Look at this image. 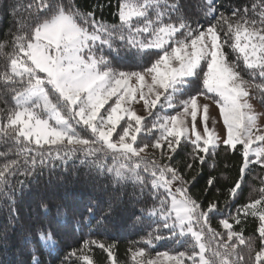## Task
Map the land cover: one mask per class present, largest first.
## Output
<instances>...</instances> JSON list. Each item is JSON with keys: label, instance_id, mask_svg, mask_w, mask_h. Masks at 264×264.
Here are the masks:
<instances>
[{"label": "snow or ice", "instance_id": "snow-or-ice-1", "mask_svg": "<svg viewBox=\"0 0 264 264\" xmlns=\"http://www.w3.org/2000/svg\"><path fill=\"white\" fill-rule=\"evenodd\" d=\"M0 6L15 26L0 43V100L10 95L13 101L0 123L7 145L0 157L14 154L0 164V193L7 191L14 203L29 177L57 161L67 165L79 152L81 164L111 173L115 183L131 181L152 199L140 210L155 225L143 244L170 239L178 246L155 256L145 247L130 249L135 264H264V188L221 219L220 232L210 215L220 214L218 202L201 201L189 191L196 176L185 175L221 147L239 152V177L227 191L234 200L250 165L264 166V113L251 103L264 102V0L232 7L230 14L219 10L218 0H199L192 6L205 23L183 0H116L118 24L98 18L105 7L99 3L82 10L76 0H32L19 19L17 4L0 0ZM211 104L222 118V135L220 121L210 118ZM182 140L191 147L184 169L172 162ZM97 153L119 163L90 159ZM215 182L210 175L208 187ZM249 216L258 221L254 238L234 228ZM38 236L56 244L50 230ZM91 245L117 264L115 245L100 240L85 241L69 255L94 264L85 252ZM33 264H41L35 252Z\"/></svg>", "mask_w": 264, "mask_h": 264}, {"label": "trees", "instance_id": "trees-1", "mask_svg": "<svg viewBox=\"0 0 264 264\" xmlns=\"http://www.w3.org/2000/svg\"><path fill=\"white\" fill-rule=\"evenodd\" d=\"M29 2L32 0H18V3L17 0H4L5 5L17 4V19L26 15L23 6ZM62 2L67 5L70 0ZM110 2L112 7L108 6L109 0H76L82 10H91L92 6L98 3L104 4L102 12L97 10L98 18L108 24H118L119 20L114 15L116 0ZM183 2L190 5L188 12L195 19L201 23L206 22L199 10L192 6L198 4L199 0ZM259 2L260 0H218L219 10L226 14L231 13L232 7L251 6ZM10 30H15L13 17L6 6H0V43L8 39ZM3 51L9 52L10 48L5 45ZM4 61V55L0 54V69L3 68ZM254 100L264 111V102L259 97ZM12 104L10 95H5L0 100L1 123L6 122L4 110ZM139 142L138 137L137 143ZM6 148V143L0 139V152H4ZM190 151V146L181 143L172 162L184 169L185 165L191 162L188 155ZM8 158H14V154H10V157H0V164ZM78 158H83V154L76 153V157L67 165L57 161L55 167L49 165L39 170L41 174L29 177L26 181L27 187L23 191L17 187L14 203L9 201L7 191L0 193V264H33L34 252L41 264H84L82 259L71 257L69 253L73 249L81 250L84 242L88 240L114 244L113 253L118 264H132V251L140 247H145L151 256L165 251L174 253L177 250L178 246L170 239L156 241L154 245L142 243L155 227L140 211L146 206L145 201L148 207L152 205L153 201L148 195L141 196L131 181L115 183L111 173L100 172L90 164H81ZM90 159H99L108 167L119 163V160L114 161L111 155L104 156L103 153H97L96 157ZM241 162L239 152L224 151L221 147L212 159L206 158L203 165L196 162L191 170L185 171L188 178L196 176L195 182L190 185V192L203 202H218L220 214L210 215H213L212 227L220 232L223 230L220 220L229 218L230 213L235 215L238 206L249 203L251 198H257L258 190L264 188V166L252 164L245 171L244 182L236 198L228 200L227 191L239 177ZM213 163L215 167H211ZM210 175L216 177V182L211 188L207 185ZM217 188L219 192L216 191ZM43 205H47V209ZM257 224L258 221L249 216L242 218V223L234 225V228H242L245 236L254 238ZM40 229L50 230L56 244L41 243L38 236ZM161 231L167 234L166 230ZM179 250L182 251L183 248ZM85 252L92 256L94 264H110L107 253L95 245L90 246V252Z\"/></svg>", "mask_w": 264, "mask_h": 264}, {"label": "rangeland", "instance_id": "rangeland-1", "mask_svg": "<svg viewBox=\"0 0 264 264\" xmlns=\"http://www.w3.org/2000/svg\"><path fill=\"white\" fill-rule=\"evenodd\" d=\"M251 103L253 104L254 109L256 110L257 113H264V111L262 110V108L259 106V104L254 99L251 100ZM136 107L139 109V105H137ZM209 115H210V118H214V119L220 121V123H217L216 124V129L222 135L223 134L222 118L219 116V111H218V108H217L216 105H214V104H211L210 105ZM260 123L261 124H264V116L261 117ZM211 125H212V119L209 120V126L211 127ZM183 142L184 141L182 140L181 143H183ZM253 147H255V145H253ZM150 151H153V150H150ZM155 151H156L157 157H159V150H155ZM224 231L225 230L223 229L222 232H224ZM155 255L156 254H154L152 256H155ZM110 264H111V261H110ZM132 264H135V262L133 261Z\"/></svg>", "mask_w": 264, "mask_h": 264}]
</instances>
